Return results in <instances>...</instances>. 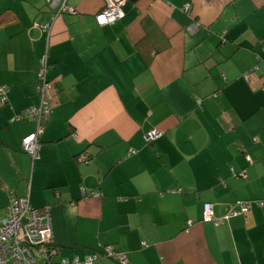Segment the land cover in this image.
Instances as JSON below:
<instances>
[{"label":"crops","instance_id":"1","mask_svg":"<svg viewBox=\"0 0 264 264\" xmlns=\"http://www.w3.org/2000/svg\"><path fill=\"white\" fill-rule=\"evenodd\" d=\"M69 3L59 17L0 0V222L12 193L49 206L56 262L112 246L127 264H264V207L225 220L264 202V0H128L101 27L104 0ZM43 61L51 115L33 162L37 122L11 120L40 105Z\"/></svg>","mask_w":264,"mask_h":264},{"label":"built area","instance_id":"2","mask_svg":"<svg viewBox=\"0 0 264 264\" xmlns=\"http://www.w3.org/2000/svg\"><path fill=\"white\" fill-rule=\"evenodd\" d=\"M55 9L59 7V14L66 12L75 13L67 6V0H46ZM126 0H104V10L98 18L100 25L109 24L123 17L122 6ZM188 10V9H187ZM43 32L50 34L51 25L38 26ZM39 96L41 103L38 107L29 109L11 120L16 124L21 120L28 119L37 122L36 132L26 137L22 142V150L33 159L38 157L40 149V137L44 133L45 126L51 115L50 104L52 85L47 80V62L43 61V69L38 74ZM0 102L5 105L8 102L6 88L0 87ZM164 133L154 130L147 134L146 142L152 144L162 138ZM137 151H131L129 156ZM81 162H86L84 157ZM98 196V194H95ZM250 203L238 201L230 210L225 220L237 217L251 211ZM8 219L0 223V264H96L102 257L111 258L120 264H127L126 254L116 251L112 246L104 247L103 251L96 252L83 261L79 258L73 260L63 259L56 262L58 252L54 247V234L51 219V208H34L29 196L17 197L13 193L9 198L7 207ZM203 222L216 226L221 225L222 220L216 219L214 205L206 203L203 206ZM189 227L193 225L188 222Z\"/></svg>","mask_w":264,"mask_h":264},{"label":"trees","instance_id":"3","mask_svg":"<svg viewBox=\"0 0 264 264\" xmlns=\"http://www.w3.org/2000/svg\"><path fill=\"white\" fill-rule=\"evenodd\" d=\"M45 2H46V0H45ZM46 5L50 8V6L47 4V2H46ZM51 9V8H50ZM188 10H187V12H190V6L187 8ZM55 10H57V13H56V16H63V15H66V14H70L69 12H66V13H64V14H59V8H56ZM76 10V9H75ZM101 13V12H100ZM124 13V12H123ZM75 14H77V10H76V13ZM75 14H72V15H75ZM124 17H125V15H124ZM123 17V18H124ZM97 18V17H96ZM122 19V18H121ZM96 21H97V19H96ZM117 21H119V20H117ZM117 21H115V22H117ZM114 22V23H115ZM35 24L36 25H38V26H44V25H40V24H38V23H34L33 24V27H35ZM97 24H98V22H97ZM113 24V23H112ZM99 25V24H98ZM110 25V24H109ZM194 25V24H193ZM100 26V25H99ZM107 26V25H106ZM101 27V26H100ZM39 83V82H38ZM41 144V143H40ZM40 146V145H39ZM24 152V151H23ZM25 153V152H24ZM28 155V154H27ZM29 156V155H28ZM30 157V156H29ZM32 160H33V162L36 160V159H38L39 157H37L36 159H33L32 157H30ZM247 203H250L249 205L251 206V209L253 210V207L255 206V205H257V206H259V207H264V202H262V201H257V202H247ZM44 208V207H43ZM251 210V211H252ZM251 211H249V212H251ZM249 212H247V213H243V214H241V215H239V216H237V217H242V216H246ZM233 218H236V217H233ZM232 219V218H231ZM230 220V219H229ZM228 221V220H227ZM56 249L58 250V248L56 247Z\"/></svg>","mask_w":264,"mask_h":264},{"label":"bare ground","instance_id":"4","mask_svg":"<svg viewBox=\"0 0 264 264\" xmlns=\"http://www.w3.org/2000/svg\"><path fill=\"white\" fill-rule=\"evenodd\" d=\"M127 1H128V0H126L125 3H126ZM46 2H47V1H46ZM125 3H124V5H125ZM47 4H48V3H47ZM48 5H49V4H48ZM124 5H123V6H124ZM49 6H50V5H49ZM67 6H68L70 9H73V10L75 11V13H76L75 8L72 7V6L70 5L69 0H67ZM123 6H122V8H123ZM104 7H105V4H104ZM50 8L53 9L51 6H50ZM56 8H59V7H56ZM56 8H55V9H56ZM55 9H53V10H55ZM122 11H123V10H122ZM69 13H70V12H69ZM75 13H70V14H75ZM102 13H103V11H102ZM102 13H100V14L97 15V18H96V19H97L98 24H99V20H98V18L102 15ZM123 17H124V13H123ZM123 17H121V18H123ZM121 18H120V19H121ZM120 19H118V20H120ZM115 21H117V20H115ZM115 21H113V22H111V23H109V24H112V23H114ZM109 24H106V25H109ZM99 25H100V24H99ZM100 26H105V25H100ZM195 27H196L195 25H192L191 28H189V31L192 32L193 30H195ZM7 219H8V215H7V217H6L5 220H7ZM5 220H3V221H5ZM3 221H1V222H3ZM1 222H0V223H1ZM54 247H55V249H56L55 244H54ZM56 251L58 252L57 249H56Z\"/></svg>","mask_w":264,"mask_h":264},{"label":"rangeland","instance_id":"5","mask_svg":"<svg viewBox=\"0 0 264 264\" xmlns=\"http://www.w3.org/2000/svg\"><path fill=\"white\" fill-rule=\"evenodd\" d=\"M193 32V31H192Z\"/></svg>","mask_w":264,"mask_h":264}]
</instances>
